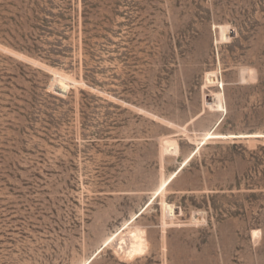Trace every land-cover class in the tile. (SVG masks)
<instances>
[{"label": "rangeland", "instance_id": "1", "mask_svg": "<svg viewBox=\"0 0 264 264\" xmlns=\"http://www.w3.org/2000/svg\"><path fill=\"white\" fill-rule=\"evenodd\" d=\"M0 3V264H264V0Z\"/></svg>", "mask_w": 264, "mask_h": 264}, {"label": "trees", "instance_id": "2", "mask_svg": "<svg viewBox=\"0 0 264 264\" xmlns=\"http://www.w3.org/2000/svg\"><path fill=\"white\" fill-rule=\"evenodd\" d=\"M4 6H5V4L0 3V7H4ZM9 21H15L16 22L17 20L14 19V18H10L9 19L6 16L1 15V12H0V42H2L4 44H7V45H10L11 47H13V48H15V49H17V50H19V51H21L23 53H26L27 55H29L31 57L42 58L43 60H46L49 64H51L53 66H59L60 65L59 60L54 58V55L57 56V55H60L62 53V51L58 49L59 48L58 45H55V49L51 48L49 50L44 51L37 44V39L29 40L28 38H26L24 36V37H22L23 43L17 38H14V40L12 41L7 36V33H9L10 31L3 28L4 25L9 24ZM36 21L41 23V25H39V26L36 25L37 28H41V27L47 28L52 23L47 18L40 19L39 17H37ZM18 25H22V24L19 23ZM30 41H32V44H30ZM43 52L45 54H43ZM84 67H85V71H86L85 79L87 81H89L90 77L87 75V72L90 71V70L87 69L88 68V63L86 61H84ZM0 79H1V77H0ZM91 82H94V81H91ZM97 84L98 83L95 82V85H97ZM222 122L218 125V127L222 124ZM233 147L237 148L238 146L235 144V145H233Z\"/></svg>", "mask_w": 264, "mask_h": 264}, {"label": "bare ground", "instance_id": "3", "mask_svg": "<svg viewBox=\"0 0 264 264\" xmlns=\"http://www.w3.org/2000/svg\"><path fill=\"white\" fill-rule=\"evenodd\" d=\"M115 241H116V240H115ZM115 241H114V242H115ZM112 243H113V242H112ZM115 243H116V242H115ZM117 243H118V244H119V246H120V243H119L118 241H117Z\"/></svg>", "mask_w": 264, "mask_h": 264}]
</instances>
